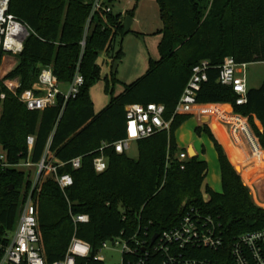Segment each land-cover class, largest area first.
I'll return each instance as SVG.
<instances>
[{
    "label": "trees",
    "instance_id": "obj_1",
    "mask_svg": "<svg viewBox=\"0 0 264 264\" xmlns=\"http://www.w3.org/2000/svg\"><path fill=\"white\" fill-rule=\"evenodd\" d=\"M94 1L10 0L9 12L27 23L31 34L16 55V68L0 77V144L11 165L0 164V258L33 183L30 174L15 165L29 160L35 166L45 159L46 163H64L59 173H70L74 180L62 190L54 177L45 176L34 193L40 251L48 263L63 259L76 235L93 249L90 257L78 258L77 264H104L94 259L104 241L122 231L132 234L140 224L148 225L153 233L170 229L194 206L217 220L225 241L222 248L200 249L195 256H208L213 264H235L230 253L234 237L264 228V208L254 203L241 178L255 191L249 177L264 162V152L256 148L251 162L238 166L240 175L211 127L196 126L198 135L205 133L213 141L222 174V192L210 185L203 190L207 160L198 154L186 160L177 155L188 153L179 147L176 131L192 114L174 112L193 67L206 60L208 79L196 102L230 104L236 114L248 119L264 148V81L259 88L249 89L247 102L239 105L233 88L218 80L226 56L239 63L264 61V0H158L163 23L159 58H151L146 73L126 83L119 94L114 93L117 78L112 67L111 78L106 77L110 102L100 111L89 94L101 77L99 54L110 53L116 38L125 35L124 21L134 10L125 16L114 11L93 13ZM114 1L104 0V5L113 7ZM113 58L114 65L123 58V51ZM47 66L66 84L79 70L84 83L67 102L60 96L54 107L29 110L4 80L18 78L19 94L32 88ZM134 103L165 104L164 119L172 120L170 129L139 139L137 158L118 154L112 145L105 148L108 168L98 174L93 166L98 149L104 142L113 144L126 136V107ZM30 135L35 137L31 149ZM78 156H82V166L74 169L71 161ZM251 178L264 199V163ZM79 214H88L90 221L75 224L74 216Z\"/></svg>",
    "mask_w": 264,
    "mask_h": 264
},
{
    "label": "built area",
    "instance_id": "obj_2",
    "mask_svg": "<svg viewBox=\"0 0 264 264\" xmlns=\"http://www.w3.org/2000/svg\"><path fill=\"white\" fill-rule=\"evenodd\" d=\"M0 2L4 6L0 12V54L3 52L18 55L24 49V42L31 34V28L9 12L10 0H0ZM102 11L109 13L113 9L111 6H105L104 0H95L93 13ZM103 17L107 20L105 15ZM247 66L248 63H239L233 56H226L219 70L218 80L233 88L238 95L239 105L248 100ZM208 67L209 62L206 60L193 67L192 75L177 103L174 115L193 112L197 104V93L203 82L208 79ZM4 83L19 96L29 110L44 111L56 106L60 96L64 98V102L75 97L84 83V77L78 70L74 80L66 84L59 80L52 67L47 66L41 69L32 88L22 93L18 94L20 82L15 79H6ZM4 97L5 94H2L1 98ZM165 111L166 106L162 103L127 105L126 136L113 144L103 143L98 149L99 154L93 160L95 171L100 174L108 168L105 148L112 145L118 154H124L131 148L132 142L162 130H169L172 120L164 119ZM34 140V136H28L30 149ZM252 145L254 151L258 146L255 143ZM186 154L187 152H182L180 156L185 158ZM182 157L179 159L185 160ZM71 163L74 169L81 168L82 156L75 157ZM0 164L11 166L4 155H0ZM63 164L46 163L45 159L37 164V175L32 180L31 189L25 197L17 227L9 237L8 243L2 248L0 264H77L78 258H88L92 255L93 249L90 243L76 235L70 243L66 256L61 260L48 263L40 251L41 235L34 193L45 176L54 177L62 190L72 186L74 183L72 175L60 174L58 171L59 166ZM15 166L31 167L34 164L28 160ZM74 221L75 224L88 223L90 217L88 214H79L74 216ZM156 233L158 237L152 242L155 233L151 232L148 225L140 224L132 234L122 231L120 235L104 241L95 253L94 259L105 264L102 251L111 248L112 244L121 252L120 264H213L208 256H195V253L200 249L216 251L225 243L222 227L217 220L194 206L188 209L176 226ZM230 253L235 264H264V228L234 237Z\"/></svg>",
    "mask_w": 264,
    "mask_h": 264
},
{
    "label": "rangeland",
    "instance_id": "obj_3",
    "mask_svg": "<svg viewBox=\"0 0 264 264\" xmlns=\"http://www.w3.org/2000/svg\"><path fill=\"white\" fill-rule=\"evenodd\" d=\"M116 13H120L121 11L126 10H134L133 24L131 27V31L125 35H120L116 38L114 42V49L110 51V53H106L105 51L101 52L98 57V64L100 67L101 77L98 79L89 89V94L93 100L94 107L97 111L105 108L109 102L111 95L107 91V81L106 77L111 78L112 67L111 64L108 63V57L110 56L114 60V56L116 52L119 50L123 51V58L118 66L116 72L117 81L114 84V93L119 94L124 90V85L127 82H132L134 79L142 76L146 73L149 67L150 59H158L160 56L159 43L161 40L160 30L162 29L163 23L160 16V6L158 0H115L114 4H112ZM123 16L126 13L122 14ZM18 58L13 54H4L2 59V64L0 68V77L4 78L6 75H9L17 66ZM18 79V78H11ZM264 81V61H257L248 63L247 66V83L249 89L259 88ZM66 88V87H65ZM208 113L203 114L199 123L206 124L211 121L214 123L218 122L221 124L222 129L224 130L225 140L228 144L237 142V137L233 134V130L229 120H221L218 119L216 114L211 109V107H204ZM231 112H233L231 110ZM2 114V106H0V118ZM194 115V111L191 113ZM217 117V118H216ZM189 126H185L183 129H180L178 132L179 139L181 142H185V140L194 139L197 140V144L199 141L205 139V134L198 135L193 127L194 122H197V116L191 117ZM226 129H224V127ZM243 138V143L240 146L246 150L247 155L252 152V143L250 145L247 143V139L244 134H241ZM184 136V139H183ZM207 139V138H206ZM205 139V141H206ZM208 141V139H207ZM206 141V142H207ZM188 150V149H187ZM127 154L130 157L137 158L139 154L138 144L137 142H132L131 148L127 150ZM181 153L177 155L179 157ZM0 155L6 156V152L3 146L0 144ZM190 155L187 153L186 157L182 159H189ZM205 157L208 158L210 164H212L213 160L216 161L217 155L214 149L205 152ZM21 169L26 170L27 173L30 174L31 179H35L38 166L19 167ZM239 171V170H238ZM241 175V173H240ZM243 183L248 186L251 194V198L254 203L260 207L264 208V203L255 201L254 193L252 188L247 185L244 178L241 176ZM208 180L219 188L221 185L220 178L216 174V172H212L208 175ZM258 190V188H257ZM259 193V191H258ZM260 196V194H259ZM261 198V197H260ZM262 199V198H261ZM264 200V199H262ZM111 244V242H110ZM112 248V249H111ZM111 248L105 249L102 251V254L105 256V264H120L121 263V252L119 248L112 246Z\"/></svg>",
    "mask_w": 264,
    "mask_h": 264
},
{
    "label": "crops",
    "instance_id": "obj_4",
    "mask_svg": "<svg viewBox=\"0 0 264 264\" xmlns=\"http://www.w3.org/2000/svg\"><path fill=\"white\" fill-rule=\"evenodd\" d=\"M112 9L116 13V11L114 10V7H112ZM127 11L128 10H126L125 12L121 11L120 13L124 14ZM113 49H114V45H113L112 50ZM106 53H108V52H106ZM107 61H108V63L111 64V67H112L114 60L109 56ZM15 80L17 82H20L19 79H15ZM127 83H130V82H127ZM204 107H211V109H214L213 111H215L214 113L216 114L218 119L229 120V123L231 124L232 130H233V134L237 137V142L232 143V145L228 144L227 141L225 140V136L223 133L224 130L222 129L221 124L219 123V120L217 123L216 122L214 123V121H211V122L206 123V124H208L211 127V129L214 131V133L219 138L227 156L230 158V160L233 163V165L235 166V168L238 167L239 165L244 164V163L247 164V163L251 162V159L254 158L253 155H254L255 149H254V151L252 149L251 150L252 152H250V154L247 155V152L244 149V147L242 148L240 146V144L243 143V138H242L241 134L245 135V138L247 139V143L249 145H250V143H253V144L255 143L258 146L257 148H259V150H262L264 152V148H262V146L259 142V139L256 137L255 133L253 132V130H252V128L248 122V119L242 115L236 114L233 111V108L231 107V105L228 103H207V104L197 103L194 107V110H193L194 115L192 114V117L197 116V122H194L193 127L191 129L195 130L196 126L203 125L202 123H199V120H201L203 118V117H201L203 114L208 113L206 110L203 109ZM231 110L233 112H231ZM189 122H190V120L185 121L176 131V138H177L178 145L180 148H186V149H189V147H191V146L194 147L196 153L199 156V159L207 160L209 169H208V174H207L205 181H204V184H203V190L205 189L206 185H210L215 191L222 192L223 191V184H222V174H221L219 157H218V153L215 149V145H214L213 141L209 138V136L207 134L203 133L206 136L205 139L207 138L208 141L206 139V141H207L206 142L205 139H203V140L199 141L200 145H198L197 144L198 141L194 140V139H189L186 141L184 139V136H183V139L185 140V142H181L182 140L179 139V135H178L179 130L183 129L185 126L188 127L190 124ZM224 129H226V128L224 127ZM248 132L251 135V137L255 140L254 142L252 140H250V138H249L250 135L248 134ZM211 149H214L216 152V155H217L216 161L213 160L212 164H210V161L208 160V158L205 157V152L206 151L208 152ZM242 158H245V160L243 162L237 163L239 160H242ZM263 163H262V165H263ZM262 165L259 168L251 171L250 177H249V182H250V184H253V186L255 188V191H253L255 201H259V202L264 203V200H262L259 196L256 184L253 182V180L251 178L252 174L255 171L259 170L262 167ZM211 171L214 173L216 172V174L220 178L221 185L219 188L216 186V184L214 186V184H212L208 180V175L211 173ZM238 172L240 173V171H238ZM204 199L205 200L209 199V195L206 194L205 192H204Z\"/></svg>",
    "mask_w": 264,
    "mask_h": 264
},
{
    "label": "water",
    "instance_id": "obj_5",
    "mask_svg": "<svg viewBox=\"0 0 264 264\" xmlns=\"http://www.w3.org/2000/svg\"><path fill=\"white\" fill-rule=\"evenodd\" d=\"M133 24V18L131 16H127L125 21H124V32L125 34L129 33L131 31V26ZM96 25L93 24L91 29H90V34L92 35L95 31ZM120 61L117 60L115 61L114 65H113V72H117L118 66H119ZM189 155L191 157H194L197 153L194 149V147H189L188 149ZM236 170L238 171V167H236ZM186 204V202H184V205ZM158 237V233H155L152 242H154L156 240V238Z\"/></svg>",
    "mask_w": 264,
    "mask_h": 264
},
{
    "label": "bare ground",
    "instance_id": "obj_6",
    "mask_svg": "<svg viewBox=\"0 0 264 264\" xmlns=\"http://www.w3.org/2000/svg\"><path fill=\"white\" fill-rule=\"evenodd\" d=\"M4 9L3 3L0 2V12Z\"/></svg>",
    "mask_w": 264,
    "mask_h": 264
}]
</instances>
